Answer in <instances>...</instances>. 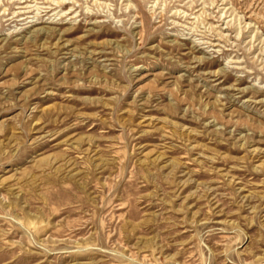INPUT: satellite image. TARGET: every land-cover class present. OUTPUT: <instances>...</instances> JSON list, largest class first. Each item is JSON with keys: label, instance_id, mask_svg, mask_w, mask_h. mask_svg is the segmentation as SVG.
<instances>
[{"label": "rangeland", "instance_id": "374dc122", "mask_svg": "<svg viewBox=\"0 0 264 264\" xmlns=\"http://www.w3.org/2000/svg\"><path fill=\"white\" fill-rule=\"evenodd\" d=\"M0 264H264V0H0Z\"/></svg>", "mask_w": 264, "mask_h": 264}, {"label": "bare ground", "instance_id": "6f19581e", "mask_svg": "<svg viewBox=\"0 0 264 264\" xmlns=\"http://www.w3.org/2000/svg\"><path fill=\"white\" fill-rule=\"evenodd\" d=\"M63 5H64V4H60V5H59V8H61ZM34 13H35V12H34Z\"/></svg>", "mask_w": 264, "mask_h": 264}]
</instances>
